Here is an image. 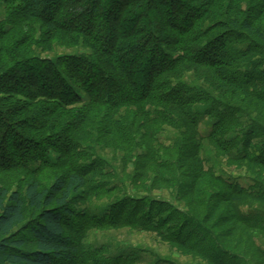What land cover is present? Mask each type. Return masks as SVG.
Returning <instances> with one entry per match:
<instances>
[{
    "label": "trees",
    "instance_id": "1",
    "mask_svg": "<svg viewBox=\"0 0 264 264\" xmlns=\"http://www.w3.org/2000/svg\"><path fill=\"white\" fill-rule=\"evenodd\" d=\"M0 6V174L41 165L13 191L0 187V264L71 263L81 254L67 233L68 219L76 217L71 198L81 191L99 198L112 190L97 184L96 177H108L98 162L76 166L77 139L118 151L123 184L144 187L153 175V187L173 189L180 200L190 197L198 216L208 192L204 177L219 181L204 167V140L229 163L264 167V154L251 153L255 130L264 137L258 124L264 117L245 128L234 117L264 110V0H0ZM55 47L86 52L41 57ZM198 105L206 107V117L216 118L207 136L199 131ZM165 127L178 134L169 146L159 140ZM237 129L242 133L226 140ZM49 148L70 169L54 174L45 187L39 177L52 166ZM226 189L215 199L230 204L231 195L251 197ZM136 202L132 220H113L110 227L154 231L155 220L171 214L164 201ZM235 207L239 222L261 227ZM187 212L175 208L162 220L179 223L173 236L160 227L155 231L209 264H224L209 248L200 252L183 238L191 219ZM260 254L264 259V251ZM91 259L81 257L80 264Z\"/></svg>",
    "mask_w": 264,
    "mask_h": 264
},
{
    "label": "rangeland",
    "instance_id": "2",
    "mask_svg": "<svg viewBox=\"0 0 264 264\" xmlns=\"http://www.w3.org/2000/svg\"><path fill=\"white\" fill-rule=\"evenodd\" d=\"M3 17L4 9L0 6V20ZM84 52L86 51L79 48L64 49L55 47L53 52L44 53L41 57L55 60L57 57L81 55ZM186 81L191 86L194 85L193 80L189 77ZM76 91L82 95L84 102H87L85 94L81 90ZM73 108L79 110L82 105ZM205 110L206 107L203 105L195 107V111L201 115L199 131L202 136H207L212 125L216 122V118L204 115ZM261 113L258 114V111H254L251 116L245 113H237L234 117L239 118L241 125L245 128L250 127V120L255 125L258 122H254V120L259 121V117L262 120L264 110L261 109ZM258 124L264 127V121ZM238 132L237 129L236 132L229 133L225 137L226 140H231L237 134L242 133ZM255 135L256 138L253 141L255 149L251 153L258 156L264 154L262 151L264 149V137L259 136L258 130H255ZM177 138V132L169 127H165L159 135L160 142L165 146H169ZM77 145L80 147L78 149L80 159L75 162L76 166L90 168L91 165L98 162L101 166V172L108 177L112 173L115 178L112 180L108 177H96L95 179L97 184L101 185L105 191L112 190L108 196L91 198L92 196L84 191L72 196L70 206L73 207L76 217L68 219L69 229H67V233L79 253H81L79 255L82 256L77 255L71 263L60 261L57 264H80L82 262L81 257L84 259L85 257L93 258V260H88L87 264H209L202 256L189 252L177 244L162 240L155 231L159 230L158 227H160L162 234L168 236H173L178 231L179 223L175 224L172 221L163 224L162 222L166 217L173 214L175 208L182 211L188 210L187 213L190 216H187L191 219L187 218L189 225L183 238L190 240L194 245L196 244L200 252L209 248L213 256L223 260L224 264H237L240 260H243V262L239 264H264V259L260 254L264 251V218L260 217V214L264 215V201L252 199L261 194L264 196V167L255 164L229 163L225 156L218 154L210 146V143L204 140L201 154L204 167L211 174L210 176L217 177L219 181L204 177L205 182L203 183H207L206 189L208 192L205 194L204 199L205 209L198 216L199 212L194 211L193 208L196 207L190 197L180 200L173 189H168L161 184L153 187V175L148 177L145 185H139L144 187L135 188L129 182L123 184L120 178L123 171L121 155L113 148L103 147L99 144L93 146L92 142L83 141L82 139H77ZM93 147L95 152L92 151ZM45 152L47 164L52 166L45 168L43 175L39 178L43 186L48 187L52 183L54 174L60 175L70 167L62 166L64 159H61L60 154L53 148H49ZM232 154L235 155L236 151ZM98 160H103V163ZM37 166L40 167L41 165L33 162L29 169L31 172L28 170L14 174H0V187L5 186L13 191L20 180L26 181L33 178L32 172L38 168ZM56 167L58 169H55ZM131 169L132 167L129 166L128 172H131ZM226 187L246 191L252 197L245 198L241 196L242 198H238L236 195H231L228 200L234 202L233 205L236 206L235 208H237L240 216L260 225L259 229L247 228L245 224L239 222L234 215L232 203L229 204V201L226 203L215 199L216 195L227 194L228 189ZM126 197H132L133 202H123L127 200ZM141 198L144 199L146 204L151 201H164L167 204V210L171 214L162 215L161 219L155 220L154 231L128 225L110 227V223L121 218L122 220H132L130 214L133 213L134 215L137 212V209H134L135 203ZM214 204L219 207H217V211L213 210V214H211L210 208ZM251 212H257L259 218H257L258 216L252 217L251 214H257ZM112 214H117L119 218L116 219V216L113 217ZM209 214L212 217H209ZM203 220L207 222L204 224ZM143 224H145V221H143Z\"/></svg>",
    "mask_w": 264,
    "mask_h": 264
}]
</instances>
